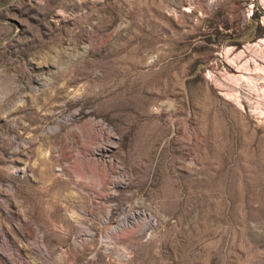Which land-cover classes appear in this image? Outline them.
I'll use <instances>...</instances> for the list:
<instances>
[{
  "label": "rangeland",
  "instance_id": "obj_1",
  "mask_svg": "<svg viewBox=\"0 0 264 264\" xmlns=\"http://www.w3.org/2000/svg\"><path fill=\"white\" fill-rule=\"evenodd\" d=\"M0 264H264V0H0Z\"/></svg>",
  "mask_w": 264,
  "mask_h": 264
},
{
  "label": "trees",
  "instance_id": "obj_2",
  "mask_svg": "<svg viewBox=\"0 0 264 264\" xmlns=\"http://www.w3.org/2000/svg\"><path fill=\"white\" fill-rule=\"evenodd\" d=\"M257 30H261V28H260V26H259V25H257Z\"/></svg>",
  "mask_w": 264,
  "mask_h": 264
}]
</instances>
